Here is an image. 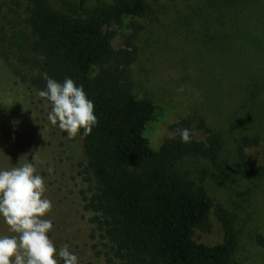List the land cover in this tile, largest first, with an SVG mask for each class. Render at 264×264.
<instances>
[{
    "label": "trees",
    "instance_id": "16d2710c",
    "mask_svg": "<svg viewBox=\"0 0 264 264\" xmlns=\"http://www.w3.org/2000/svg\"><path fill=\"white\" fill-rule=\"evenodd\" d=\"M76 0L71 10L50 0H0V109L19 118L26 133L29 162L43 168L52 153L40 145L50 124L49 105L37 94L52 78H71L94 102L98 123L83 141V174L91 185L86 208L92 223L123 264H231L237 245L232 215L221 205L215 214L224 239L209 246L196 240V231L210 232L212 198L196 187L179 165L189 157L216 161L225 144L222 133L205 117H181L171 125L172 136L154 149L145 133L155 114L148 97L134 93L132 66L139 49L135 40L142 26L115 48L111 26L125 19L146 18L160 2L194 0ZM47 125L37 127L43 111ZM48 125V127H49ZM43 128V129H42ZM187 128L191 141L181 143L179 130ZM203 133L197 139L195 130ZM259 136L238 141L237 155L244 173L264 180V163L248 161L247 150L260 145ZM15 151L19 145L14 144ZM226 167L213 178L226 182Z\"/></svg>",
    "mask_w": 264,
    "mask_h": 264
},
{
    "label": "rangeland",
    "instance_id": "374dc122",
    "mask_svg": "<svg viewBox=\"0 0 264 264\" xmlns=\"http://www.w3.org/2000/svg\"><path fill=\"white\" fill-rule=\"evenodd\" d=\"M50 1L66 10L76 2ZM97 4L98 0L90 2L93 7ZM152 8L149 17H128L125 26H111L115 48L123 47L126 36L134 32L132 22L142 26L135 40L139 54L132 78L136 96L155 104L145 135L158 150L172 136L171 125L186 116L194 126V119L203 116L222 133L225 144L216 161L189 157L179 165L214 203L211 231L197 230L195 238L209 246L223 241L224 230L215 214L221 205L232 215L237 234L231 264H264V180L247 176L237 155L241 138L259 136L260 145L247 150L248 161L264 163V0L174 1L155 3ZM45 108L39 113V128L47 125ZM3 110L0 169H9L29 160V151L22 122ZM48 125L41 132L40 145L52 153L51 162L43 167L47 174L36 169L44 177L45 196L53 205L45 217L53 223L50 239L57 249L67 244L79 264H123L96 230L93 214L86 208L91 185L83 174L81 136L69 139L58 126ZM194 132L197 139L204 138L201 131ZM14 144L19 145L18 152ZM221 167L228 170L226 182L212 176ZM0 234L11 235L2 220Z\"/></svg>",
    "mask_w": 264,
    "mask_h": 264
},
{
    "label": "clouds",
    "instance_id": "9594fccd",
    "mask_svg": "<svg viewBox=\"0 0 264 264\" xmlns=\"http://www.w3.org/2000/svg\"><path fill=\"white\" fill-rule=\"evenodd\" d=\"M37 94L50 107V124L69 139L90 135L98 123L94 102L71 78L62 83L49 78ZM191 135L189 129H180V142L189 143ZM35 159L36 155L32 162L27 159L22 165L19 161L9 169H0V220L11 233L0 234V264H79V257L67 244L57 249L48 235L53 223L45 217L53 205L45 196V180L37 173Z\"/></svg>",
    "mask_w": 264,
    "mask_h": 264
}]
</instances>
